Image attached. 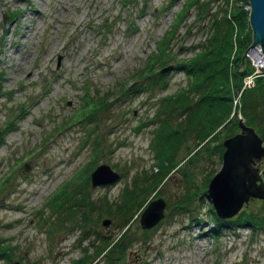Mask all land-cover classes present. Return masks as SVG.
I'll list each match as a JSON object with an SVG mask.
<instances>
[{
  "label": "rangeland",
  "instance_id": "rangeland-1",
  "mask_svg": "<svg viewBox=\"0 0 264 264\" xmlns=\"http://www.w3.org/2000/svg\"><path fill=\"white\" fill-rule=\"evenodd\" d=\"M181 2L0 0V236L12 247L9 259H0V264H71L99 246L104 235L116 237L120 220L92 216L96 204L117 201L137 172L156 168L150 146L155 98L176 90L184 77L173 68L162 71L166 86L160 91L159 83L146 85L145 76L134 74L155 50ZM193 17L189 8L175 25L168 44L176 57L188 55L189 46L203 36L195 25L189 27ZM252 74L254 70L243 77L242 85H251ZM110 92L103 110L92 112L84 105ZM185 154V149L176 154L180 164ZM98 163H106L118 177L91 186L88 172ZM219 165L220 157L208 159L199 152L170 171L158 184L157 195L165 200L163 215L142 228L138 213L120 256L116 250L109 258L100 252L86 264H264V230L209 229L205 196L191 197L184 212L170 209L186 187L199 186ZM253 165L264 182V155ZM184 168L189 177L183 185ZM79 184L76 193L95 204L84 223L78 211L67 214L68 209L52 204L61 190ZM154 195L148 194L147 201ZM260 199L248 197L226 218L240 209H255ZM103 218L109 220L105 225Z\"/></svg>",
  "mask_w": 264,
  "mask_h": 264
},
{
  "label": "trees",
  "instance_id": "trees-1",
  "mask_svg": "<svg viewBox=\"0 0 264 264\" xmlns=\"http://www.w3.org/2000/svg\"><path fill=\"white\" fill-rule=\"evenodd\" d=\"M128 1L131 0H122L123 4ZM224 1L221 0L218 6L212 7V0H182L170 25L156 42L155 50L147 57L143 67L134 74L140 78L145 76L142 83L146 85L159 83L156 90L162 91L166 80L159 68L172 63L170 68L181 71L184 83L173 92L157 95L155 98V119L152 121L154 128L150 140L155 157V170L148 173L137 172L131 184L122 189L117 201L96 204L98 209L92 218L106 214L121 221L116 237L108 238L104 235L99 246H95L90 253L81 254L71 264H86L89 257L100 252L109 258L114 256L110 254L116 250V256H120L130 223L146 203L147 195L152 193L155 194L154 197L157 196L158 184L166 180L168 173L181 168L184 162L190 163L196 159L199 152L208 159L213 155L220 157L223 149L222 138L232 134L237 128V113L244 123L252 126L261 139H264V67L254 71L251 85H242L243 77L255 69L243 54L251 41L248 11L243 6L246 0ZM189 8L194 10L189 27L195 25L198 30L203 31V36L189 46L191 51L188 55L176 57L170 52L168 42L176 32V23L183 19L182 16L184 17ZM15 13L9 12L7 17L11 18ZM154 67L159 68L153 71ZM2 78L3 74L0 72V86ZM111 93L85 101L84 105L92 112L100 108L103 110ZM181 149L186 151L181 160L182 164L176 159V154ZM187 171L181 170L180 173L183 185L189 177ZM210 172L199 186L186 187L169 204L170 209L173 207V211L184 212L190 205L191 197H206L205 187L211 176ZM87 176L88 174L85 175V182ZM80 186L79 184L61 190L52 204L57 205L60 210L68 209L67 214L78 211L79 221L84 223L88 218L87 211L95 204L88 195L76 193ZM259 202L260 205L255 209H240L236 215L227 219L218 217L208 200L207 210L212 221L209 229L244 226L249 230H264V198ZM11 254L12 247L9 242L0 236V259H9Z\"/></svg>",
  "mask_w": 264,
  "mask_h": 264
},
{
  "label": "water",
  "instance_id": "water-1",
  "mask_svg": "<svg viewBox=\"0 0 264 264\" xmlns=\"http://www.w3.org/2000/svg\"><path fill=\"white\" fill-rule=\"evenodd\" d=\"M246 4L251 41L245 54H250L256 46L259 53L251 55L253 62L264 64V0H246ZM170 66L164 65L159 71ZM135 83L131 82L128 88ZM236 124L237 130L221 140L223 149L219 168L209 177L205 187L206 197L220 218L234 214L248 197L264 198V182L258 174L257 166L253 165L264 155L262 139L239 115ZM27 167V163L22 165L23 170ZM117 177L118 174L106 163H98L89 172L88 179L90 185L94 186L112 182ZM164 206L162 196L150 198L139 211V226L147 228L153 225L163 215ZM108 221V218H103L101 223L105 225Z\"/></svg>",
  "mask_w": 264,
  "mask_h": 264
},
{
  "label": "bare ground",
  "instance_id": "bare-ground-1",
  "mask_svg": "<svg viewBox=\"0 0 264 264\" xmlns=\"http://www.w3.org/2000/svg\"><path fill=\"white\" fill-rule=\"evenodd\" d=\"M258 53H259V49L255 46L250 54L251 55H255V54H258Z\"/></svg>",
  "mask_w": 264,
  "mask_h": 264
},
{
  "label": "built area",
  "instance_id": "built-area-1",
  "mask_svg": "<svg viewBox=\"0 0 264 264\" xmlns=\"http://www.w3.org/2000/svg\"><path fill=\"white\" fill-rule=\"evenodd\" d=\"M248 81H250V78L248 79Z\"/></svg>",
  "mask_w": 264,
  "mask_h": 264
}]
</instances>
